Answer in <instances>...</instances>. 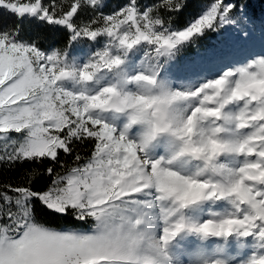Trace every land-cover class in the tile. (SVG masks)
Returning <instances> with one entry per match:
<instances>
[{"label":"snow or ice","instance_id":"1","mask_svg":"<svg viewBox=\"0 0 264 264\" xmlns=\"http://www.w3.org/2000/svg\"><path fill=\"white\" fill-rule=\"evenodd\" d=\"M109 6L0 0V164L48 162L0 182V264H264V51L250 50L248 0H211L183 27L188 0ZM208 32L232 35L201 48Z\"/></svg>","mask_w":264,"mask_h":264},{"label":"trees","instance_id":"2","mask_svg":"<svg viewBox=\"0 0 264 264\" xmlns=\"http://www.w3.org/2000/svg\"><path fill=\"white\" fill-rule=\"evenodd\" d=\"M63 2H66V0H63ZM123 0H109V8H105L104 11L108 12L111 10V8L116 7L118 4L122 3ZM153 0H140V3L143 4H150ZM211 0H188V7L185 9V11L180 15V17L173 21L174 27H183L185 26L190 20L194 19L196 16H198L203 10L204 5L210 4ZM249 8L248 12L250 15H252L256 22V31L253 36V41L250 45V50L255 51L257 53L264 51V46L261 45L260 40V25L262 22H264V0H248ZM88 15H90L89 12H81L80 18L81 19H87ZM15 18L8 15L6 12L3 15V20L6 23H11ZM38 26L35 24L27 25L25 26V35L29 34H35L36 31H38ZM49 35V42L54 43L55 45L63 48L65 44L67 43L68 39V33L64 31L55 32V33H48ZM231 33H226L223 37H218L215 33L208 32L205 34L204 37L199 39V44L201 48H204L205 46H213L217 45L221 42V40L228 39L231 37ZM106 38L101 37L97 43H90L87 40H81L78 44L74 45L73 52L75 53H83L88 50H95L97 47L101 46ZM48 44H45V47H47ZM195 49L191 46L187 47L184 50L183 55L189 56L192 53H194ZM91 141H85L83 144L76 143L75 147L80 151L81 155H87L92 146ZM61 159L66 161L67 164L71 165L73 163V157L72 156H65L63 153H61ZM48 164L47 161L44 162L43 165L36 164L35 162H28L25 161L23 163L17 162L15 164H12L9 166L7 163L0 164V182L2 183H13L18 184L23 182L22 178L25 177L26 171H31L33 168H43L46 167ZM58 170L59 165L56 166ZM50 178L45 177V179L42 181V183H47ZM64 221H59L57 225L55 226H64ZM73 227L78 228H85L87 225H82L80 223H76L74 225H71ZM251 238V237H250ZM249 238V239H250ZM188 241L195 244L196 242L193 239L187 238ZM249 245H245L244 247L240 248L238 250L237 259H242L246 253H250L253 250V247L250 246V242L247 241ZM234 247V244H233ZM243 249V250H242Z\"/></svg>","mask_w":264,"mask_h":264},{"label":"rangeland","instance_id":"3","mask_svg":"<svg viewBox=\"0 0 264 264\" xmlns=\"http://www.w3.org/2000/svg\"><path fill=\"white\" fill-rule=\"evenodd\" d=\"M10 135L12 136V137H14V138H17V139H19V134H16V133H10ZM211 208L213 211H221V210H225L226 209V204H225V202H221V201H218L215 205H206L205 206V208L207 209V208ZM202 218H208L207 216H204V217H202ZM190 239H193L196 243H198V241H196L195 240V238H192V237H189ZM250 238V237H249ZM248 238V240L247 241H249L250 242V244L252 243V240H253V238H250L249 239ZM215 243H217V241L216 240H211V241H209L208 242V245L211 247V246H214V244ZM243 250V249H242ZM246 255H248V253H246ZM246 255H244V256H246ZM243 256V257H244Z\"/></svg>","mask_w":264,"mask_h":264}]
</instances>
